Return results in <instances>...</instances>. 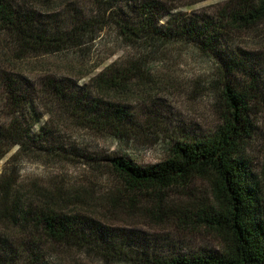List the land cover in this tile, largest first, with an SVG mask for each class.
<instances>
[{
  "label": "rangeland",
  "instance_id": "rangeland-1",
  "mask_svg": "<svg viewBox=\"0 0 264 264\" xmlns=\"http://www.w3.org/2000/svg\"><path fill=\"white\" fill-rule=\"evenodd\" d=\"M1 1L59 26L71 40L61 49L35 51L0 30V127L15 119L28 131L26 148H12L0 162V233L20 246L39 239L38 264H152L222 254L221 237L199 217L212 204L210 178L133 193L109 160L152 167L165 162L177 143L212 139L233 116L224 92L229 85L248 95L253 134L242 156L259 173L264 20L251 26L243 21L252 0ZM148 7L161 19L158 28H195L204 37L123 35L121 24L135 28ZM7 76L24 79L31 105L10 103ZM52 81L67 90L63 100L47 92ZM75 94H82L81 104L70 103ZM20 206L32 213L51 209L117 233L125 238L123 247L129 243L125 256L113 252L119 247L107 235L95 239L110 253L53 244L32 226L22 228L20 218L11 219Z\"/></svg>",
  "mask_w": 264,
  "mask_h": 264
},
{
  "label": "trees",
  "instance_id": "trees-1",
  "mask_svg": "<svg viewBox=\"0 0 264 264\" xmlns=\"http://www.w3.org/2000/svg\"><path fill=\"white\" fill-rule=\"evenodd\" d=\"M252 2L254 5L243 19L248 26L264 20V0ZM152 9L155 7L144 9L140 23L135 28L121 24L122 34L145 40H173L190 35L198 42L204 37L195 28H187L185 31L163 26L158 28L157 24L161 19L157 18V22ZM0 30L8 32V37L19 45L35 51L61 49L66 41L71 40L70 35L59 26L51 27L50 22L35 19L30 13L1 0ZM3 82L9 93L8 99L14 106L23 107L33 102L25 94L23 78L7 76L3 78ZM28 86L29 83L26 88ZM47 88V92L56 96L57 100H63L67 92L55 81L49 83ZM224 92L233 116L212 139L177 143L170 149L165 162L152 167H140L123 157L109 160L116 176L133 193L143 190L161 192L179 184H187L195 178L211 179L212 204L202 209L199 217L203 226L219 234L224 252L218 255L176 257L164 261L156 259L152 264H264V157L259 173H255L242 156L245 143L253 134L249 121L248 95L229 85L225 86ZM80 97L82 98V94H75L70 103L81 104ZM20 128V123L15 119L7 128L0 127V162L12 148H26L28 131ZM0 189L4 188L0 186ZM17 210L15 215L10 216L11 219L20 218L18 220L23 221L22 228L32 226L41 232L45 240L53 244L96 249L99 245L95 236L107 235L112 244L119 247V250L114 247L113 252H118L120 257L125 256V249L129 246L127 242L123 247V236L105 232L88 220L81 222L51 209H40L32 213L24 212L20 206ZM38 241L40 242L39 239L24 241L20 246L12 242L9 235L0 233V264H38L40 258L36 254L35 246ZM98 248L104 253H110L101 246ZM28 253L32 256L25 257Z\"/></svg>",
  "mask_w": 264,
  "mask_h": 264
}]
</instances>
